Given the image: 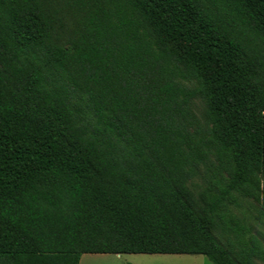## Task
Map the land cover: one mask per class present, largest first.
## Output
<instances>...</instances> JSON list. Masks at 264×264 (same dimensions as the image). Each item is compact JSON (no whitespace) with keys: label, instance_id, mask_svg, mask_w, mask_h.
<instances>
[{"label":"trees","instance_id":"1","mask_svg":"<svg viewBox=\"0 0 264 264\" xmlns=\"http://www.w3.org/2000/svg\"><path fill=\"white\" fill-rule=\"evenodd\" d=\"M263 179L264 0H0V264H264L230 209Z\"/></svg>","mask_w":264,"mask_h":264},{"label":"rangeland","instance_id":"2","mask_svg":"<svg viewBox=\"0 0 264 264\" xmlns=\"http://www.w3.org/2000/svg\"><path fill=\"white\" fill-rule=\"evenodd\" d=\"M192 86V84H187ZM206 103L197 97L190 103L192 126L189 130L198 127L205 129ZM214 164V158L209 155L195 166V173L187 186L190 190L189 204L195 213L203 216V203L199 194L206 186V180ZM264 185V179L262 180ZM233 213L239 216L250 227L251 232L259 238L264 246V198L260 202L238 197V206H230ZM221 242V234L214 231ZM79 264H213L206 256L199 254H83ZM256 264H262L256 262Z\"/></svg>","mask_w":264,"mask_h":264}]
</instances>
